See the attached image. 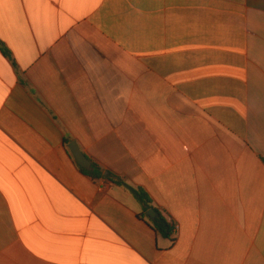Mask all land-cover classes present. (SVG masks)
I'll return each mask as SVG.
<instances>
[{"label": "crops", "instance_id": "1", "mask_svg": "<svg viewBox=\"0 0 264 264\" xmlns=\"http://www.w3.org/2000/svg\"><path fill=\"white\" fill-rule=\"evenodd\" d=\"M0 43V264H264V0H0Z\"/></svg>", "mask_w": 264, "mask_h": 264}, {"label": "trees", "instance_id": "2", "mask_svg": "<svg viewBox=\"0 0 264 264\" xmlns=\"http://www.w3.org/2000/svg\"><path fill=\"white\" fill-rule=\"evenodd\" d=\"M0 46L4 49V52L9 55V51L4 48V45L0 43ZM83 171L88 172L87 170L83 169ZM100 179H105L113 184H117L119 186H125V184L122 181H115L112 180L110 177H100L97 180ZM132 193L134 195V197L142 204L144 211L148 212L149 210L152 209V201L150 199V196L148 195V193L142 189H132ZM155 227H154V231H156L157 233H159L160 235H162L163 237L166 238H171L172 233H173V229L171 228V226L167 223V221L163 218V216L159 215L158 219L155 221Z\"/></svg>", "mask_w": 264, "mask_h": 264}, {"label": "water", "instance_id": "3", "mask_svg": "<svg viewBox=\"0 0 264 264\" xmlns=\"http://www.w3.org/2000/svg\"><path fill=\"white\" fill-rule=\"evenodd\" d=\"M71 153L73 154L74 158L76 159V161L78 162V164L84 168V169H91L92 164L89 161L88 157L80 150L79 146L77 145V143H73L69 146ZM149 216H151L152 214H156L154 210H150L148 212ZM151 218H153L151 216Z\"/></svg>", "mask_w": 264, "mask_h": 264}, {"label": "built area", "instance_id": "4", "mask_svg": "<svg viewBox=\"0 0 264 264\" xmlns=\"http://www.w3.org/2000/svg\"><path fill=\"white\" fill-rule=\"evenodd\" d=\"M103 180H105V179H103ZM107 181V180H106ZM109 182V181H108Z\"/></svg>", "mask_w": 264, "mask_h": 264}]
</instances>
